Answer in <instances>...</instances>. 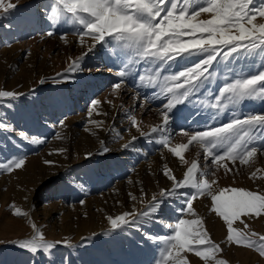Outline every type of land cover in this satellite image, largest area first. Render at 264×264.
<instances>
[{
  "label": "rangeland",
  "instance_id": "rangeland-1",
  "mask_svg": "<svg viewBox=\"0 0 264 264\" xmlns=\"http://www.w3.org/2000/svg\"><path fill=\"white\" fill-rule=\"evenodd\" d=\"M11 2L17 4L16 9L9 14L0 12V91L23 95L15 100L0 98V120L14 129L0 131V162L24 157L25 164L11 173L0 171V264H64L65 258L69 264H155L165 247L159 237L174 234L166 223L174 225L181 218H193L186 215L185 201L194 189H182L181 195L175 198L158 196L160 190L168 189L171 183L163 176L164 164L182 179L193 161L201 169L212 161L203 149L190 145L183 153L188 164L182 165L179 158L162 145L141 137L131 127L130 117L135 116L145 132L161 123L156 109L166 102L161 91L163 76L183 70L185 62L177 63L171 72L166 68L154 86L149 78L155 69L149 71L150 65L134 62L126 70L128 76L122 78L121 89L116 90L112 85L121 78L109 71V66L115 68L112 59L126 61L131 58L130 53L120 49L112 52V46L101 50L98 45L94 53L82 56L85 48L72 34L74 28L65 30L66 23L53 26L51 30L55 35L52 37L46 35L50 22L44 21L39 12L49 0ZM259 2L254 0L253 6L257 7ZM207 16L202 14L201 19ZM28 18L34 21L26 26L20 24ZM61 35H67L69 42L61 40ZM85 40L90 43L88 37ZM77 57H82L80 63L70 72ZM240 64L241 61H236L233 67ZM209 71L216 73L215 84H206L173 109V112L187 109L191 113L186 124L190 131L203 130L205 123L212 127L223 124L231 119L234 110L229 107L216 121L212 120L218 110L211 105L216 102L224 77L235 78V71L229 73L226 65L215 62ZM141 76L144 80H140ZM41 80L45 83L41 84ZM153 94L160 95L161 99H152ZM93 100L101 103L90 118L88 113ZM240 108L245 114L264 112V102L244 101ZM90 120L103 121V125L97 128ZM20 132L29 140H24ZM165 135L170 137L171 146L186 143L175 120L170 121ZM132 136L137 137L134 144L138 150H124L122 145ZM32 138L43 139L44 143L32 144ZM103 147L109 151L100 154ZM60 149L66 151L61 153ZM89 153L91 159H86ZM227 163L233 172L226 175L220 168L215 177H205L215 179L213 191L235 188L264 194V179H260L264 172L251 176L256 168L264 169V157L258 154L251 167L238 162ZM129 193L136 195L137 200L132 201ZM154 194L163 200L156 213L162 222L143 217L136 227L111 229L106 217L115 218L134 209L147 211L146 205ZM12 205L28 216H16ZM192 205L196 216L203 221V229L220 245L221 251L207 262L191 251L182 253L188 264H216L217 260H224L226 264H264V257L258 252L227 241V225L212 211L214 205L210 196H199ZM241 220L248 223V229L243 228ZM33 223L47 240L66 241L70 246H57L47 254L35 255L20 249L19 241L35 235ZM233 227L264 235V216L249 219L241 215L233 222ZM145 233L151 236L146 237Z\"/></svg>",
  "mask_w": 264,
  "mask_h": 264
},
{
  "label": "snow or ice",
  "instance_id": "snow-or-ice-1",
  "mask_svg": "<svg viewBox=\"0 0 264 264\" xmlns=\"http://www.w3.org/2000/svg\"><path fill=\"white\" fill-rule=\"evenodd\" d=\"M253 5L254 0H182V3L181 0H49L39 12L44 21L50 22L46 32L49 37L55 35L51 29L59 23L79 26L75 27L72 34L78 37L80 46L85 48L82 56L94 53L98 45L101 50L112 46V52L120 49L131 54V58L126 61L112 59V64L116 67L109 66L108 70L114 71L115 75L121 78L112 85L116 90L121 89L122 78L128 76L129 72L126 70L134 62L139 64L143 61L145 65L151 66L149 71L155 69L149 78L153 86L161 80V73L166 68L171 72L177 63L185 62L183 70L163 76L161 91L166 102L156 109L161 123L151 127L150 132H145L135 116L130 117L131 127L135 128L141 137L151 138L162 145L178 157L182 165L188 164L183 153L190 145L203 149L206 157H210L212 161L211 164L205 163L203 169L193 161L182 179H178L173 170L164 164L163 176L171 183L168 189H161L158 196L165 199L175 198L181 195L182 189H194L185 201L186 215L193 218H181L174 225L166 223L165 226L172 229L174 234L159 237L165 247L155 264H188L182 253L189 251L207 262L214 257V253L221 251L220 245L214 243L203 229V221L196 216L193 209L192 202L205 195L211 197L214 205L212 211L222 217L227 225V241L253 249L264 257V235L233 227V222L241 215L249 219L264 216V194L235 188L215 192L212 188L216 183L215 179L205 178L215 177L220 168L224 169L226 175L233 172L228 161L232 165L238 162L241 166L251 167L255 164L258 154L264 157V112L250 111L245 114L240 108L244 101L264 102V0H260L257 7ZM16 8L17 4L11 0H0V12L9 14ZM205 13L208 14L207 18L201 19V15ZM33 21L34 18H28L21 20L20 24L26 26ZM85 37L89 38L90 43ZM60 38L65 43L69 42L67 35H61ZM137 57L139 59H135ZM81 58L77 57L73 61L70 72L77 69ZM236 61H241V64L234 68ZM214 62L226 65L229 73L235 71V78L227 75L224 77L216 102L211 105L213 109L218 110L212 120L216 121L217 116L229 107L234 109L231 119L215 127L205 123L203 130L190 131L186 124L191 113L187 109H179L176 112H173V109L200 92L206 84H215L216 73L209 71ZM140 80H144V76H141ZM40 83L44 84L45 81L41 80ZM22 95L14 91H0V98L9 100L18 99ZM152 99L159 100L161 96L153 94ZM100 103L99 100L92 101L88 113L90 118ZM171 120H175L176 128L186 138V143L171 146L170 137L165 135L169 132ZM90 122L97 128L103 125V121ZM3 130L14 129L0 120V131ZM19 135L24 140H29L25 133L20 132ZM60 138L57 136V139ZM136 139V136H132L128 143L122 145L123 149L138 150L134 144ZM31 143L41 144L44 140L32 138ZM101 144L103 145V141ZM59 151L62 153L66 149ZM108 151V148L103 147L100 154ZM199 155L197 152V156ZM86 159H91V153L87 154ZM24 164V157H14L7 163L0 162V171L11 173L14 169L22 168ZM261 172H264V169L256 168L251 176L257 177ZM260 179H264V175L260 176ZM229 191L232 195L226 196L225 193ZM141 192L143 193V189ZM129 196L132 201L137 200L136 195L129 193ZM158 196H152L146 205L147 211L137 212L134 209L115 218L106 217L111 229L116 230L121 226L136 227L143 217H149L152 222H162L156 215L163 203ZM11 207L16 216H28L27 212H22L15 205ZM240 222L244 229L249 228L247 222ZM31 226L35 235L19 241L17 246L20 249L35 255L38 252L47 254L57 246H70L66 241L47 240L34 223ZM145 236L150 237L151 234L145 233ZM64 264H69L66 258ZM216 264H226V261L217 260Z\"/></svg>",
  "mask_w": 264,
  "mask_h": 264
},
{
  "label": "crops",
  "instance_id": "crops-1",
  "mask_svg": "<svg viewBox=\"0 0 264 264\" xmlns=\"http://www.w3.org/2000/svg\"><path fill=\"white\" fill-rule=\"evenodd\" d=\"M75 27H78V26L66 24L65 30H67L66 28H72V29L74 28L75 29Z\"/></svg>",
  "mask_w": 264,
  "mask_h": 264
}]
</instances>
